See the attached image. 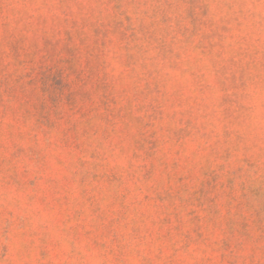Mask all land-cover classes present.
Wrapping results in <instances>:
<instances>
[{
    "label": "rangeland",
    "instance_id": "rangeland-1",
    "mask_svg": "<svg viewBox=\"0 0 264 264\" xmlns=\"http://www.w3.org/2000/svg\"><path fill=\"white\" fill-rule=\"evenodd\" d=\"M0 264H264V0H0Z\"/></svg>",
    "mask_w": 264,
    "mask_h": 264
}]
</instances>
